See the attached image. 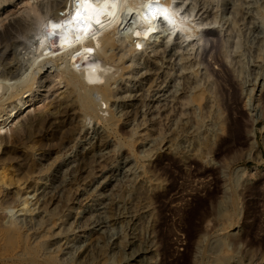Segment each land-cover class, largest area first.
I'll return each mask as SVG.
<instances>
[{"label": "rangeland", "instance_id": "1", "mask_svg": "<svg viewBox=\"0 0 264 264\" xmlns=\"http://www.w3.org/2000/svg\"><path fill=\"white\" fill-rule=\"evenodd\" d=\"M171 5L179 23H159L128 68L114 73L111 99L94 95L102 119L114 113L124 132L60 109L34 123L26 148L4 160L6 173L18 159L35 172L24 193L15 189L1 226L44 231L62 264L91 244L112 258L117 246L137 241L146 243L137 264H264V46L252 41L254 26H264V0ZM39 52L32 40L13 56L27 72L42 65L31 67ZM62 68L53 65L50 75ZM66 86L51 82V98L66 96ZM199 88L200 108L187 104ZM90 155L92 167L80 170ZM71 178L73 187L61 190ZM15 200L22 202L11 207Z\"/></svg>", "mask_w": 264, "mask_h": 264}, {"label": "bare ground", "instance_id": "2", "mask_svg": "<svg viewBox=\"0 0 264 264\" xmlns=\"http://www.w3.org/2000/svg\"><path fill=\"white\" fill-rule=\"evenodd\" d=\"M50 1L51 9H48V0H0V181L4 177V184L0 183V264H62L59 250L48 249L50 244L44 231L19 235L11 228L1 226L5 210L14 200L15 189L22 186L21 193H24L35 172L33 164L26 169V162L18 159L15 171L6 173L4 160L18 148H26V132L34 127V123L55 116L60 109L73 110V116L84 121L93 119L103 123L109 133L117 128L120 130V119L114 113L102 119L100 103H96L94 95L111 99L114 73L128 68V58L144 50V45L158 33L159 23H179L172 0ZM129 19L135 22L133 26ZM32 40L40 52L31 67L35 66L36 60L42 65L26 72V61L13 54ZM252 41L264 46L261 23L254 26ZM53 65L63 68L52 77L49 69ZM55 81L67 85L68 94L63 98H51L50 83ZM181 94L184 95L185 90ZM48 98H51L49 108L30 116L31 108ZM190 103L202 107L204 90L193 91L187 98V104ZM184 133L185 129L178 137ZM13 135L14 142L8 144ZM137 139L134 133L128 139L127 147H133ZM92 158V155L86 156L80 170L89 171ZM75 181L68 179L61 190H70ZM21 202L15 200L11 207L19 206ZM221 214L223 212L217 210V216ZM137 243H129L126 249L117 246L112 258L100 250L92 253L91 244L65 264H137L146 252V243Z\"/></svg>", "mask_w": 264, "mask_h": 264}, {"label": "snow or ice", "instance_id": "3", "mask_svg": "<svg viewBox=\"0 0 264 264\" xmlns=\"http://www.w3.org/2000/svg\"><path fill=\"white\" fill-rule=\"evenodd\" d=\"M84 2L87 3L88 0H84ZM106 2H107V0H106ZM53 27H54V28H57V27H59V25H53ZM50 35H52V33H50Z\"/></svg>", "mask_w": 264, "mask_h": 264}]
</instances>
